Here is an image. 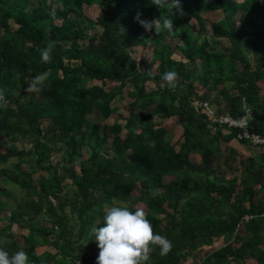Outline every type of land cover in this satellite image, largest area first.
<instances>
[{"label": "trees", "instance_id": "16d2710c", "mask_svg": "<svg viewBox=\"0 0 264 264\" xmlns=\"http://www.w3.org/2000/svg\"><path fill=\"white\" fill-rule=\"evenodd\" d=\"M34 1L0 0V139H9L0 151V248L10 256L26 252L30 264H96L93 230L103 226L110 207L123 204L144 209L154 233L172 244L165 255L153 247L148 264L186 263L221 239L226 246L194 264H264V154L255 171L251 163L236 176L216 175L220 141L229 143L235 134L212 132L206 114L192 105L214 103L219 115L225 101L233 117L245 106L264 135V0H181L183 14L173 9V31L161 25L159 33L137 19L171 15L153 0ZM95 8L103 10L95 19L85 15L84 9ZM216 12L222 17L211 23V35L228 44L211 51L193 26ZM145 44L153 47L150 62L131 60ZM45 49L50 62L41 58ZM171 70L178 73L174 89L162 79ZM37 75L44 77L42 91L26 93ZM110 84L118 86L106 90ZM123 94L133 99L125 124L105 126ZM158 119L181 126L178 141ZM22 142L31 148L17 149ZM12 159L17 163L7 169ZM39 173L48 177L35 182ZM167 177L173 181L164 183ZM9 184L24 193L11 208L1 194ZM44 246L56 253L36 255Z\"/></svg>", "mask_w": 264, "mask_h": 264}, {"label": "clouds", "instance_id": "9594fccd", "mask_svg": "<svg viewBox=\"0 0 264 264\" xmlns=\"http://www.w3.org/2000/svg\"><path fill=\"white\" fill-rule=\"evenodd\" d=\"M153 5L162 12L171 9V15L160 16L149 20L137 19L148 31L155 29L157 33L160 26L173 31V9L181 15V0H153ZM44 62H50V51L45 49L41 53ZM178 73L175 70L166 71L162 79L169 88L176 87ZM44 77L37 75L27 81L26 93H39L42 91ZM4 99L3 90L0 89V101ZM94 236L100 249L96 264H148L149 252L153 247H159L160 254L165 255L171 250V242L164 236L154 233L151 222L147 219L144 209L137 208L135 211L128 207L112 206L104 215V224L93 230ZM0 264H30L29 257L24 251H17L13 255L0 248Z\"/></svg>", "mask_w": 264, "mask_h": 264}, {"label": "rangeland", "instance_id": "374dc122", "mask_svg": "<svg viewBox=\"0 0 264 264\" xmlns=\"http://www.w3.org/2000/svg\"><path fill=\"white\" fill-rule=\"evenodd\" d=\"M241 1V0H238ZM28 3L30 5H35V1L34 0H28ZM85 15L91 19H95L101 12H103L102 9L99 8H95L94 10H88V9H84ZM72 16V15H71ZM222 14L220 12H216V13H205L203 15V19H204V23H202V25L200 26H193V29L195 30V34L198 36V38H205L208 42H209V48L208 50L211 51H219L224 49L227 46V42L225 40H218L212 37L211 35V29H210V25L213 22L218 21L219 19H221ZM239 17V14L237 15V18ZM10 27L11 29H15L16 26L12 23H10ZM100 31L98 30L97 33H99ZM90 34V33H89ZM195 38V36H193V39ZM166 43L171 46L172 48H174L175 45H179L178 41L176 40L175 42H170L168 40H166ZM152 51H153V47L150 44H145V45H140L137 49H135V51L132 53L131 55V60L135 61V62H150L151 57H152ZM174 59L176 60H180V61H184L183 58L177 53L174 52ZM118 86L117 84H110L106 87V90H110L113 87ZM27 87V85L25 86V88ZM132 102L133 99L126 96L125 94H123L122 96L118 97L115 99V101L113 102L112 106H116L115 108H117L114 116H112L111 118H109L108 120H106L104 122L105 126H111L113 124H121L122 126L125 124V120L126 118H128L130 110H131V106H132ZM164 121V120H163ZM160 121L159 119L156 120L157 123L161 124H165V122ZM168 128H171V132L169 135V139L174 143V141H178L179 140V132L180 129L179 127L174 124V122H169ZM128 136V133L126 131H123L122 135H121V140L123 141L126 137ZM9 139L8 138H1L0 139V151L4 152L5 146L9 144ZM16 148L19 150H29L31 148V145L28 142H22V143H17L16 144ZM61 158V153H57V154H53L52 155V162L53 164L60 160ZM216 162L217 160H215L213 166H216ZM17 163V159H12L7 166V169L12 168V166L14 164ZM76 166V165H75ZM77 168V166L75 167ZM23 170H27V166L23 165L22 166ZM222 172V171H221ZM220 171L217 170L218 174H221ZM43 176V177H48L47 173H39L37 175L33 176V179L35 182H37L39 180V178ZM1 186V185H0ZM154 194V191L152 192ZM2 196L4 197V199L8 202V207H14L15 205L19 204L21 201H23V197H24V193L21 192L19 190V188L13 184H9L7 187H2V191H1ZM63 195H67L70 196V191H69V187H64L63 189ZM121 207H125V205L120 204ZM3 216H8V213L3 215ZM3 220V218H2ZM4 221V220H3ZM73 219H71L70 223L72 224ZM15 230V229H14ZM15 233L17 232L16 230L14 231ZM18 233H23V232H19Z\"/></svg>", "mask_w": 264, "mask_h": 264}, {"label": "crops", "instance_id": "0c3cea01", "mask_svg": "<svg viewBox=\"0 0 264 264\" xmlns=\"http://www.w3.org/2000/svg\"><path fill=\"white\" fill-rule=\"evenodd\" d=\"M260 87V97L262 98V101L264 102V82L259 83ZM235 92H230L229 96H234ZM219 98V94L214 93L213 98ZM219 100V99H218ZM213 107L217 109V105L214 103H211ZM220 109L223 113H229V109L226 105V102H221ZM169 122H176L174 120H168L165 122L164 126L167 128L169 125ZM179 127L180 129V136L182 134V128L179 125H176V127ZM172 128V127H171ZM169 128V129H171ZM179 136V137H180ZM175 142V141H174ZM220 147L223 149V153L218 156V157H213V164L215 160L216 166H213V170L216 172V175H224L226 178H230L233 176H236L243 172L244 169L248 168L251 163H253L252 170L255 171L258 168V165L256 164V161L258 160V156L264 154V149L258 148V147H253L248 144L239 142L237 140H231L229 143H225L223 141H220ZM191 160L193 162H196L197 164L201 163V158L199 155H192ZM212 164V165H213ZM218 171H222L221 174L217 173ZM164 183H169L173 181L172 178H164ZM247 206V205H246ZM226 242L221 239L217 241L212 247H206L201 250H197L192 253V258L186 263L183 264H194V262L200 261L202 257L205 254H208L209 252L216 251L218 249L223 248L226 246ZM262 250H264V246L261 247ZM44 253H50V254H55L56 251L55 249L49 247V246H44V247H39L36 249V255H42ZM254 262L252 260H247L245 264H253Z\"/></svg>", "mask_w": 264, "mask_h": 264}, {"label": "built area", "instance_id": "2783aa9c", "mask_svg": "<svg viewBox=\"0 0 264 264\" xmlns=\"http://www.w3.org/2000/svg\"><path fill=\"white\" fill-rule=\"evenodd\" d=\"M192 105L198 113L203 112L206 114L208 120L213 125L212 132H215L216 128L226 129L227 131L234 132L235 140L264 149V135L256 132L253 125H251L252 112L247 107H243V115L233 117L229 113L216 115V108L207 101L196 102ZM245 219L248 220V217H245ZM74 264L80 263L75 261Z\"/></svg>", "mask_w": 264, "mask_h": 264}]
</instances>
